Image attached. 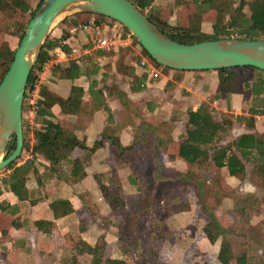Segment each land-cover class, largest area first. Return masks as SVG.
Segmentation results:
<instances>
[{"label":"trees","instance_id":"trees-1","mask_svg":"<svg viewBox=\"0 0 264 264\" xmlns=\"http://www.w3.org/2000/svg\"><path fill=\"white\" fill-rule=\"evenodd\" d=\"M131 1L143 12H146L154 0ZM196 2L197 9L188 15L189 24L186 26L172 24L169 21L163 20L151 10L147 11V15L165 34L183 43H194L218 38H264V4H259L258 0H211L208 3H202L201 0H196ZM42 3L43 0H39L37 7ZM247 9L252 11L251 16H248ZM36 10L37 8H34L27 0H0V12L4 14H16L18 11H22L28 14L30 16L29 19H31L35 15ZM208 11H214L215 13L212 22V32L209 34L202 30L203 15ZM91 17H95L98 24L108 18L93 13H77L73 16L75 19L70 21V26L72 27L68 29L63 28L61 36L47 38L38 61L28 78L23 113L26 104L29 107L27 97L29 90L38 79L37 72H41L47 63L56 58L57 50H62L66 55H72V47L68 43L64 44V41L71 38V28H76L74 33L77 34L80 28L78 26L88 22ZM65 20L62 22H65ZM27 23L28 21L19 26L18 36L20 40L25 33ZM125 30L128 31L126 27ZM86 33L87 35H91L89 37L94 42L92 32ZM133 43L139 46L142 50L141 52L148 58V63L142 66L143 68H149L151 63L156 67L171 69L152 59L136 38H133ZM128 50L130 48L124 47H120V50H118V62L122 73L129 75L134 81L140 80L142 77H147V74H144L142 77L135 75L133 68L127 65L125 62V51ZM15 51L16 49H12L7 42H4L0 46V59L2 58L1 62L4 66V70L0 74V82L9 69ZM111 53L115 54L113 50ZM242 68L256 69L254 66L218 69L221 74L220 82L223 91L229 93L236 89L238 77L240 76L237 71ZM52 69L62 79L74 80L81 75L79 59L75 58L70 59L66 65L55 62L52 65ZM145 73H148L147 70ZM40 93L41 98L38 100V109L36 111L37 124L33 129V136L35 138L33 143H31L27 126H24L23 152L25 150L28 151L30 157L24 162L18 163L17 160L23 155L22 152L17 160L13 161L3 170H0V172L6 173L3 179L0 180V196L4 188H8L20 200L27 199V180L34 175L41 184V176L36 166V161L39 157L49 162L48 173L51 175L57 176L59 179L64 178L68 182H79L87 175L86 165L88 157L103 147L106 140H110V148L112 150L115 167L110 171L97 173L95 178L105 201L120 220V222L117 221L120 228L118 239L120 248L124 254H129L139 248L148 254L154 262H157L162 246L168 237L160 224L149 215L153 207L154 188L148 189L150 198L137 215L131 216L129 210L126 208L125 191L118 174V168L123 164V160H127V154L136 158L137 163L139 162L138 160H146L149 166H151L155 180L159 179L162 170V154H168L171 160L177 157L185 160L190 167L181 176L184 180L187 179V182H180L178 188L181 191L191 192L197 190L203 191L206 194H212L214 192L213 189L204 186V183L196 180L197 172L201 167L205 166H211L218 170L226 167L230 175L244 179L248 173L246 162H254V170L264 179V133H244L227 144H221L230 133L233 126V119L224 117L220 121L216 120L212 110L207 106H201L198 110L189 109L187 111V119L185 122L186 133L179 142L177 155H174L169 153V145L172 140L162 139L154 133L151 127L145 128L142 135L136 136L128 146H123L118 136L110 135L106 132L92 146H89L86 137L80 138L74 129L63 127L60 124L53 111V107L56 105V98L49 92L45 85L40 86ZM119 94L121 100L125 102L123 92H119ZM84 96L85 90L82 86L72 85L70 95L61 104L62 112L71 115H89L102 109L109 110L102 89L94 92L92 102L86 107L82 105ZM250 113L252 114L250 116L242 115L236 117L238 121L244 122L249 130L255 127V118L253 116L255 113ZM15 147L16 139L14 136L9 144L8 154ZM76 149H81L84 152L83 156H74L73 152ZM127 162L129 161L127 160ZM141 176L139 171L133 172L131 176L132 182L137 184L139 188L143 185L140 182ZM217 182L219 186L218 190H223L219 181ZM86 194L89 195L88 192L81 194L84 201ZM231 195L234 202V211L247 222L249 221L250 213L256 209V206L264 204V198H260L254 193L239 195L233 192ZM86 204L89 207L90 214L81 220V226L90 224L93 216L96 214V205L91 201L90 203L86 202ZM0 208L2 210H8L9 205L5 201H0ZM51 208L56 217L65 216L74 211V207L68 199L53 201ZM204 208L209 212L210 220L203 226V232L213 244L221 239L217 255L221 264H230L232 260H235L237 264H264V251L261 255L256 256L253 253L250 243L244 242L242 252L240 254L234 253L233 241L230 238V235L234 233L233 228L224 226L217 219L214 211L210 207L204 205ZM250 232L254 235L255 241L253 242L264 248V234H262V230L256 226H252ZM79 245H81V247H78L79 252H87L91 255L89 264H103L104 252L107 246L104 236H101L94 246L83 241ZM107 264H127V261L126 259L115 258L109 259Z\"/></svg>","mask_w":264,"mask_h":264},{"label":"crops","instance_id":"crops-1","mask_svg":"<svg viewBox=\"0 0 264 264\" xmlns=\"http://www.w3.org/2000/svg\"><path fill=\"white\" fill-rule=\"evenodd\" d=\"M209 1L211 0H201L202 3ZM196 9V0H168L166 3L154 0L147 11L151 10L172 24L186 26L189 20L185 21V24L180 21L182 18L188 19V15ZM207 15H212L213 20L215 17L214 11L204 13L203 31L204 23L207 24ZM66 25L63 26L68 29L69 26ZM70 30L72 35L68 44L76 51L72 55H66L62 50H57L56 58L47 63L41 71L40 83L56 98L53 111L60 124L74 129L78 137H86L89 146L101 138L104 132L118 136L122 145L128 146L140 135L138 131L144 124H147V127L145 125L144 127L155 130L159 137L162 136L158 134L159 128L167 125L169 134L173 139H177L174 135L177 127L171 132L173 126L182 124L185 134L187 111L198 110L201 106L209 107L216 120L220 121L224 117L233 119L230 133L221 144H227L244 133H264V70L239 69L238 85L235 90L227 93L221 88V74L218 70L164 69L153 66L150 61V67L146 69L140 65V60L147 57H142L140 51L136 58L128 59L125 56V62L133 68L135 75L142 77L147 74V77L134 81L129 75L122 73L118 62L120 47L127 48L132 44L107 50L99 47L95 41L92 42L86 32L81 31L83 38H77L74 33L76 28ZM112 50L115 54L111 53ZM72 58L79 59L81 75L74 80L59 78L52 69L53 63L66 65ZM146 70L148 73H145ZM72 85L84 88L82 105L85 107L92 102L94 92L102 89L109 110L102 109L89 115L64 114L61 104L70 95ZM119 92H123L125 102L121 100ZM250 112L255 113L253 114L255 127L251 130L244 122L236 120L237 116L252 115ZM32 138L31 143L35 141L34 136ZM180 140L176 143V152ZM110 145L111 141L106 140L103 147L88 157L87 175L79 182L72 183L51 175L48 173L49 162L39 157L36 166L41 176V184L34 175L27 180V199L20 200L14 192L4 188L0 201L8 203L9 209L0 208V264H89L91 255L79 252L78 247H81L79 244L83 241L94 246L101 236L105 237L107 243L103 264L115 258L126 259L127 264H130L129 254H124L120 248L118 239L120 228L117 220L115 223L114 220L108 221L107 218L106 222H102V218H106L105 211L112 213V210L101 193L95 175L115 167ZM83 154L81 149L73 152L74 156ZM181 160L186 163L185 160ZM123 161L118 174L126 197V181L122 174H126V170L127 175L130 174L132 165L127 160ZM251 163L246 162L248 171L254 164ZM220 171L229 182L242 180L230 175L226 167ZM5 175L6 173L1 171L0 180ZM127 179L129 180V177ZM246 184L245 182L244 186H247ZM252 188L251 184V187L247 188L248 192L253 191ZM83 192L89 193L85 195V201L81 196ZM58 199H68L74 211L56 217L51 203ZM90 201L96 205V214L90 224L81 226V220L90 214L86 204Z\"/></svg>","mask_w":264,"mask_h":264},{"label":"rangeland","instance_id":"rangeland-1","mask_svg":"<svg viewBox=\"0 0 264 264\" xmlns=\"http://www.w3.org/2000/svg\"><path fill=\"white\" fill-rule=\"evenodd\" d=\"M27 1L33 5L34 8H38L39 0ZM161 1L166 3L168 0ZM258 2L261 5L264 4V0H258ZM247 13L248 16L252 15L250 9H247ZM74 15L75 14H69L60 18V20L54 24L49 34V38L61 36L62 29L67 26L66 24H68L69 27H72L70 26V21L75 19L73 18ZM210 16L212 17V15ZM210 16L207 15L206 17L208 25L206 23L203 25L205 28L204 31L208 34L212 31L211 26L213 17L210 18ZM29 17L28 14L23 13L22 11H18L16 14H4L0 12V46L4 42H7L12 49H17L20 43V37L18 36L19 26L27 21L29 22ZM64 20L65 22H62ZM105 20L113 21L114 19L108 17ZM185 21H188V19L182 18L180 22L185 24ZM79 27L80 26H78V28ZM89 36L91 35L89 34ZM76 37L83 38V33L80 28L77 31ZM127 48H130V50H128L129 52L125 51V56L128 59L136 58V54L142 51L141 48L133 42L132 46ZM141 55L142 57L145 56L143 53ZM140 56L138 58L141 59ZM1 60L2 58L0 59V74L4 70ZM29 96L30 95L28 94L27 103ZM29 108L30 106L28 107L26 104L23 113L24 126H27L32 142L33 129H30L29 127ZM144 125L139 129L138 134L140 133V135H142L147 127V124L145 125L146 127H144ZM150 125L154 127L153 124ZM179 125L173 126L171 129V132H173L177 127L174 134L177 136V139H173V136L169 134L167 125H162L158 132L159 135H162V139L172 140L173 144L170 143L169 145V153L174 155H177L175 149L176 143L180 140L181 136L184 135L182 124ZM157 127H159V125ZM153 131L154 133H157L155 130ZM29 157V152L25 150L17 162L22 163ZM177 158L178 161H176ZM177 158L171 160L169 159L168 154H162V170L159 179L155 180L154 175L152 174L153 172L151 171V166H149V163L146 160H138L139 162L137 163L136 158L132 155L127 154L126 156V159L132 165L130 168L132 169L130 174L127 175L128 170L125 171L126 174H122L126 181V208L129 210L131 216L137 215L150 198L148 195V189L154 188L155 194L152 202L153 207L149 215L153 220L160 224L163 231L168 235L166 242L162 246L157 262H154L148 254L137 248L129 253L130 264H221L217 258L221 239L214 244H210L208 238L203 232V226L210 220V214L205 210L204 205H207L214 211L217 219L224 226L233 228L234 233L230 235V238L233 241L234 253L240 254L242 252L243 243L246 242L252 245L253 253H255L256 256L261 255L264 248L253 242L255 239L254 235L250 232V229L252 226H256L260 228L262 234H264V204L256 206V209L250 213L249 221L247 222L239 217L234 211V202L231 195L233 192H236L239 195L254 193L258 197L264 198V179L256 172V170H254V162L251 163L253 166L249 168V174L246 175L244 179L240 181L233 180L230 182L226 180V177L220 169L218 170L211 166L201 167L197 172L196 180L204 183V186H208L214 191L212 194H206L203 191L197 190L191 192L181 191L178 188L180 182H187V179L184 180L181 176L188 171L190 165L187 162H181L182 160L179 157ZM135 171H139L142 175L140 182L143 185L141 188L132 182L131 176ZM127 177H129V180ZM217 181H219L223 190H218L219 186ZM245 182L247 183V186H244ZM251 184L253 186V191L248 192L247 188H250ZM105 213L106 218H102V222H106L107 218L108 221L114 220L116 223L117 220L120 222L119 218L113 212L109 213L108 210H106ZM111 216H113V218ZM230 264L237 263L235 260H232Z\"/></svg>","mask_w":264,"mask_h":264},{"label":"water","instance_id":"water-1","mask_svg":"<svg viewBox=\"0 0 264 264\" xmlns=\"http://www.w3.org/2000/svg\"><path fill=\"white\" fill-rule=\"evenodd\" d=\"M76 13H93L123 24L157 63L184 71L254 66L264 70V38H218L194 43L172 39L131 0H43L29 20L0 82V170L24 148L23 104L28 78L54 24ZM15 136L16 147L8 154Z\"/></svg>","mask_w":264,"mask_h":264},{"label":"built area","instance_id":"built-area-1","mask_svg":"<svg viewBox=\"0 0 264 264\" xmlns=\"http://www.w3.org/2000/svg\"><path fill=\"white\" fill-rule=\"evenodd\" d=\"M80 30L83 32H92L93 39L95 43L101 48L110 50L120 46L131 45L133 42V35L128 30H125V26L120 22L113 21H103L98 24L97 19L95 17H91L88 22L80 25ZM69 39L64 41L65 43H69ZM76 51L73 49V52ZM148 63L147 59H143L140 64L144 66ZM38 79L35 84L32 86L29 92L28 104L29 108V127L30 129H34L36 126V111L38 109V100L41 98L40 93V82L42 78V73H37Z\"/></svg>","mask_w":264,"mask_h":264},{"label":"bare ground","instance_id":"bare-ground-1","mask_svg":"<svg viewBox=\"0 0 264 264\" xmlns=\"http://www.w3.org/2000/svg\"><path fill=\"white\" fill-rule=\"evenodd\" d=\"M60 20V19H59Z\"/></svg>","mask_w":264,"mask_h":264}]
</instances>
